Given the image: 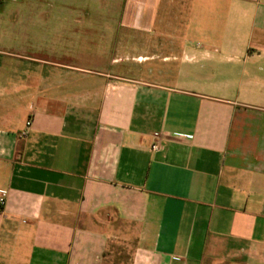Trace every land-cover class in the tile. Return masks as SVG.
Here are the masks:
<instances>
[{
  "label": "crops",
  "instance_id": "obj_1",
  "mask_svg": "<svg viewBox=\"0 0 264 264\" xmlns=\"http://www.w3.org/2000/svg\"><path fill=\"white\" fill-rule=\"evenodd\" d=\"M0 264H264V0H0Z\"/></svg>",
  "mask_w": 264,
  "mask_h": 264
},
{
  "label": "rangeland",
  "instance_id": "obj_2",
  "mask_svg": "<svg viewBox=\"0 0 264 264\" xmlns=\"http://www.w3.org/2000/svg\"><path fill=\"white\" fill-rule=\"evenodd\" d=\"M187 1H189V0H183V2H187ZM56 14H61V10H59V9H55V15ZM72 58L73 57H71V63H75V64H78L77 62L78 61H74V60H72ZM85 58V57H84ZM122 58H125V57H122ZM87 59H88V57H87ZM88 63H90V61L88 62ZM126 65H132L131 63H126L125 61H123V62H121L117 67H118V69H119V75H121V76H125V72H124V70H125V67H126Z\"/></svg>",
  "mask_w": 264,
  "mask_h": 264
},
{
  "label": "built area",
  "instance_id": "obj_3",
  "mask_svg": "<svg viewBox=\"0 0 264 264\" xmlns=\"http://www.w3.org/2000/svg\"><path fill=\"white\" fill-rule=\"evenodd\" d=\"M28 126H30L29 123H28ZM161 149H162V146L161 145H155L153 147V150H155V151H160ZM1 205H4V201L3 200L1 201Z\"/></svg>",
  "mask_w": 264,
  "mask_h": 264
}]
</instances>
